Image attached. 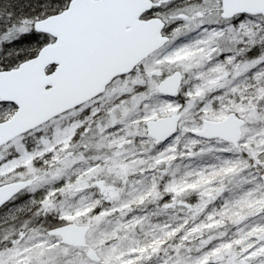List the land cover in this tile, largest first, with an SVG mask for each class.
<instances>
[{
	"label": "snow or ice",
	"instance_id": "1",
	"mask_svg": "<svg viewBox=\"0 0 264 264\" xmlns=\"http://www.w3.org/2000/svg\"><path fill=\"white\" fill-rule=\"evenodd\" d=\"M0 264H264V0H0Z\"/></svg>",
	"mask_w": 264,
	"mask_h": 264
}]
</instances>
